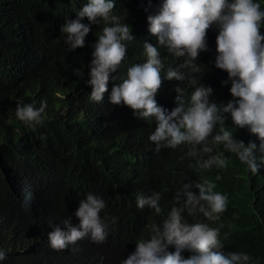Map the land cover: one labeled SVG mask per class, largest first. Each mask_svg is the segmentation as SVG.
I'll list each match as a JSON object with an SVG mask.
<instances>
[{
    "label": "trees",
    "instance_id": "obj_1",
    "mask_svg": "<svg viewBox=\"0 0 264 264\" xmlns=\"http://www.w3.org/2000/svg\"><path fill=\"white\" fill-rule=\"evenodd\" d=\"M87 2L0 0V247L8 252L4 264H121L137 240L148 237L152 223L163 218L150 208H138L137 193L161 192L166 215L177 203V189L191 181L213 182L215 191L228 195V206L217 220L203 212L194 216L185 212L188 222L219 227L226 250L246 251L257 264H264V167L249 175L246 164L225 151L226 167L199 168L197 158L188 155L187 143L157 151L149 139L155 122L134 115L130 106L109 101L121 72L146 61L144 42L158 45L147 16L157 10L160 0H152L147 11L148 0H115L114 12L131 25L135 39L128 42L121 70L110 74L102 102L90 99L92 86L86 81L103 25L92 24L84 46L75 50H67V34L62 32V25L76 19ZM83 22L89 23L88 18ZM213 27L207 30L208 49L197 58L200 72L180 68L184 57L161 47L165 71L171 66L185 73L183 80L164 79L156 93L158 103L168 110L177 106V86L190 95L204 84L214 89L211 99L224 103L233 99L231 82L222 83L227 71L215 65L218 33ZM76 68H83V78L73 71ZM42 100L47 101L45 119L29 128L16 116L17 103L35 101L39 106ZM226 115L225 123L234 128L237 139L259 146L257 134L235 127ZM221 151L222 146L216 145L214 153L203 155ZM89 191L107 203L100 213L109 223L106 241L95 243L86 237L63 250L53 249L48 233L57 224L66 227L62 220L67 217L79 223L74 213Z\"/></svg>",
    "mask_w": 264,
    "mask_h": 264
},
{
    "label": "clouds",
    "instance_id": "obj_2",
    "mask_svg": "<svg viewBox=\"0 0 264 264\" xmlns=\"http://www.w3.org/2000/svg\"><path fill=\"white\" fill-rule=\"evenodd\" d=\"M264 0H160L157 10L147 16L149 30L157 35L158 45L145 41L146 61L133 63L121 72V82L112 86L109 101L123 104L134 110V115L149 123L155 122L149 139L156 150L177 148L190 144L189 156L197 158L199 168L227 166L225 151L235 153L246 164L249 175H256L264 167ZM115 0H88L78 11L76 19L67 20L62 25L64 44L67 50L84 46L92 24L103 25L102 32L94 42L92 59L86 83L92 86L90 99L102 102L108 90L110 74L121 70L127 57L128 42L135 39L130 24L114 12ZM152 6L148 0L145 11ZM87 17L89 23L83 22ZM217 32L215 65L228 73L223 84L231 82L233 99L217 102L211 99L213 87L199 84L190 95L183 87L177 86V106L168 110L159 104L156 93L164 79H185V73L177 67L169 66L165 71L161 47L176 57H184L180 68H190L200 72L197 63L200 51L208 49L207 30ZM73 71L83 78V68ZM116 79L115 76L111 77ZM47 101L18 102L16 116L29 128H36L45 119ZM230 114L235 127H247L258 135L247 144L237 139L234 128L226 125ZM216 145L224 151L204 158V153H214ZM257 152L261 155H257ZM195 187L199 192L191 189ZM211 181L185 182L177 189L174 204L167 214L160 203L162 194L137 193L136 205L154 210L163 218L152 223L147 238L136 242L121 264H257L248 252L226 250L219 233V227L196 221L189 223L184 213L194 216L203 212L211 219H219L228 206V195L215 191ZM107 206L98 194L89 191L86 198L79 201L74 215L62 220L63 225H55L48 233L50 246L63 250L86 237L95 243H103L109 235V223L100 215ZM115 220V218H113ZM174 246V251L169 250ZM187 250L191 254L185 256ZM8 252L0 247V264H4Z\"/></svg>",
    "mask_w": 264,
    "mask_h": 264
}]
</instances>
